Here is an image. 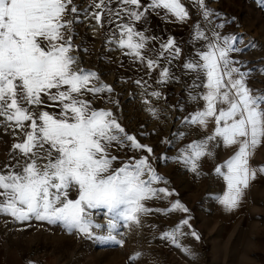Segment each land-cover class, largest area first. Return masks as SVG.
<instances>
[{
  "label": "snow or ice",
  "instance_id": "6c2138e0",
  "mask_svg": "<svg viewBox=\"0 0 264 264\" xmlns=\"http://www.w3.org/2000/svg\"><path fill=\"white\" fill-rule=\"evenodd\" d=\"M194 3L205 20L213 15L204 0ZM111 4L112 0H93L91 5L97 10L93 16L98 23L107 14L109 23L116 24L110 43L146 69H159V83L171 79L168 67L145 54L149 37L132 22L144 18L149 9H163L165 17L170 14L177 21H186L189 14L181 0H150L146 7L141 0H116V7ZM79 11L74 0H0V124L11 129L14 137L19 130L10 150L15 163L0 166V214L22 222L59 223L69 233L122 245L117 240L119 228L139 223L141 215L153 211L147 201L166 198L173 191L157 186L168 182L153 168L149 155L120 160L112 154L114 147L127 146L148 154L153 149L128 134L111 109L94 106L93 101L102 93H111L112 88L101 82L97 73L74 68L77 57L72 54L71 33ZM223 27V23L215 25L208 35L197 24L193 38L203 45L183 65L195 74L190 100L203 102L184 123L204 130L211 124V131L184 145L172 159L197 172L201 158L214 155L209 145L234 149L215 167L227 189L218 202L232 210L256 176L257 169L249 161L264 142V91L254 93L247 84L252 69L242 71L246 65L233 56L255 44H244L235 34L222 35L217 29ZM179 54L172 39L161 44L160 55L169 64L170 58ZM259 71L264 74V68ZM136 84L144 87L146 82L137 80ZM149 111L154 114V109ZM41 159L43 164L38 163ZM259 170L264 172V167ZM96 209L106 210V224L93 218ZM173 210L188 212L178 200L162 211ZM182 225H188V220L163 233L162 238L181 247L178 234L183 235ZM104 230L107 235L97 234ZM191 234L199 239L195 231Z\"/></svg>",
  "mask_w": 264,
  "mask_h": 264
},
{
  "label": "rangeland",
  "instance_id": "374dc122",
  "mask_svg": "<svg viewBox=\"0 0 264 264\" xmlns=\"http://www.w3.org/2000/svg\"><path fill=\"white\" fill-rule=\"evenodd\" d=\"M74 3L80 10L71 33L72 54L77 57L74 68L97 73L99 80L112 88L111 93H102L101 98L95 99L94 106L111 109L128 134L153 149L148 154L127 146L114 147L112 154L120 160L149 155L153 168L168 182L157 186L168 188L173 195L147 201L152 212L141 215L139 223L122 225L117 235L122 245L69 233L59 223L35 219L22 222L0 214V264H264V172L259 170L264 167V142L256 147L249 161L257 169L256 176L250 180L239 206L232 210L218 202L227 189L226 182L215 174V167L227 160L234 149H225L222 144L215 148L209 145L214 155L201 158L197 172L172 159L180 148L204 138L212 128L211 124L204 130L184 123L186 116L203 105L202 101L190 100L195 74L183 67L203 45V41L193 38L197 24L210 35L215 25L223 23L224 27L217 29L222 35L235 34L243 38L244 44H255L254 48H245L233 56L246 65L242 71L252 69L247 84L254 93L264 91V74L259 71L264 68L262 0H204L206 8L213 12L208 20L194 0H181L189 14L186 21H177L170 14L165 17L163 9H149L144 18L132 22L137 31L149 37L145 54L169 68L172 78L164 83L158 82L159 69H146L138 60L125 55V50L110 43L117 31L116 24L109 23L107 14L101 16L99 23L96 21L93 0ZM141 3L146 7L150 0ZM110 6L116 7V0ZM124 20L127 22L126 17ZM169 39L180 48L179 56L171 57L170 64L160 55L161 44ZM137 80L145 81V86H138ZM153 91L160 95L152 96ZM149 108L154 109V114ZM180 133L184 134L182 138ZM16 137L19 130L14 137L11 129L0 124V155L10 154ZM10 160L11 157H0V166ZM38 163L43 164L44 160ZM177 200L188 212L162 211ZM105 211L94 210L96 222L106 224ZM185 219L188 225L181 226L183 235L178 234L181 247L162 238L163 233L172 231ZM193 231L199 239L191 234ZM97 234L107 235V231Z\"/></svg>",
  "mask_w": 264,
  "mask_h": 264
},
{
  "label": "crops",
  "instance_id": "0c3cea01",
  "mask_svg": "<svg viewBox=\"0 0 264 264\" xmlns=\"http://www.w3.org/2000/svg\"><path fill=\"white\" fill-rule=\"evenodd\" d=\"M100 29H102V26H101V28ZM0 157H2V158H5V157H11V155L9 154V153H7V154H1L0 155ZM9 162H11V160L9 161ZM12 163H15V162H12Z\"/></svg>",
  "mask_w": 264,
  "mask_h": 264
}]
</instances>
